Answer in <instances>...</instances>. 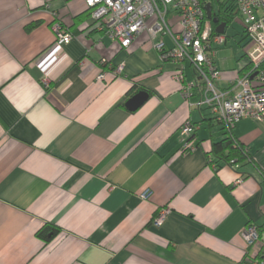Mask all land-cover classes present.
I'll return each mask as SVG.
<instances>
[{
    "label": "crops",
    "instance_id": "0c3cea01",
    "mask_svg": "<svg viewBox=\"0 0 264 264\" xmlns=\"http://www.w3.org/2000/svg\"><path fill=\"white\" fill-rule=\"evenodd\" d=\"M88 10L86 0H0V264H255L264 255V120L232 129L254 163L218 160L213 144L227 134L198 105L199 76L186 61V81L199 82L186 96L175 77L183 64L154 46L172 38L145 30L123 48ZM55 22L73 35L60 47ZM241 36L239 47L229 36L215 46L222 90L250 62L252 42ZM141 90L147 100L129 110ZM188 119L199 127L184 152ZM46 223L61 229L47 244L36 235ZM249 223L260 228L251 245Z\"/></svg>",
    "mask_w": 264,
    "mask_h": 264
},
{
    "label": "built area",
    "instance_id": "2783aa9c",
    "mask_svg": "<svg viewBox=\"0 0 264 264\" xmlns=\"http://www.w3.org/2000/svg\"><path fill=\"white\" fill-rule=\"evenodd\" d=\"M232 1L237 7L239 21L252 42L248 50L252 68L232 81L225 90L217 85L221 73L214 62V55L215 46L223 45L227 35L217 32L208 18L207 5L210 0H86V4L90 18L98 24V28L123 48L129 47L145 30L154 38L169 35L173 40L171 47H167L162 39L154 44L161 59L183 64L175 77L186 82L184 92L188 97L193 95L192 88L199 87L198 81H186L184 63H191L202 82V97L198 105H207L225 131L231 133L241 119L264 120V0ZM214 11L218 9L214 8ZM173 13L177 16L178 29L173 27L170 20ZM53 28L57 33V47L72 40L73 35L58 22L54 23ZM122 69V65L118 66L117 72ZM104 76L102 73L99 78ZM198 127L190 119L180 127L182 151L195 149L194 137ZM151 193L150 189H146L142 197L146 199ZM168 211V208H162L153 218V224L160 226ZM243 237L248 245L256 242L259 239L257 226L247 224ZM255 264H264V255Z\"/></svg>",
    "mask_w": 264,
    "mask_h": 264
},
{
    "label": "trees",
    "instance_id": "16d2710c",
    "mask_svg": "<svg viewBox=\"0 0 264 264\" xmlns=\"http://www.w3.org/2000/svg\"><path fill=\"white\" fill-rule=\"evenodd\" d=\"M218 3V11H214V4ZM209 4L211 5L212 13L214 16L218 17V21L215 23L212 20V24L214 27H217L221 22H226V28L233 23L234 19L236 18V5L232 0H210ZM90 16V11L88 10L86 13ZM85 14V15H86ZM36 23H31L28 27L29 29L33 28ZM226 33V31H225ZM242 34H245V29L243 28ZM247 36V35H246ZM248 37V36H247ZM249 38V37H248ZM252 68L251 63H249L243 71H241V75L243 76L244 73H247ZM199 93L200 90H199ZM201 95L198 94L197 97L199 98ZM227 137L224 138L222 141L216 142L213 144V151L212 153L218 160H222L228 164H246L249 162L254 163V159L252 155L248 152L244 145H242L233 135V133L226 132ZM264 175V174H263ZM157 215V214H156ZM155 217V216H154ZM258 228V233L260 237V228ZM60 228L52 223H46L42 226L36 233V235L44 242L49 243L59 232ZM263 257V256H262ZM262 257H259L260 260Z\"/></svg>",
    "mask_w": 264,
    "mask_h": 264
},
{
    "label": "water",
    "instance_id": "95a60500",
    "mask_svg": "<svg viewBox=\"0 0 264 264\" xmlns=\"http://www.w3.org/2000/svg\"><path fill=\"white\" fill-rule=\"evenodd\" d=\"M207 12H208V18L212 19L213 22L216 23L218 21V17L213 16V14L211 12L210 4L207 5ZM226 26H227L226 22H221L216 27V31L219 33H224L226 30ZM147 98H148V93L144 90H141L127 100L126 107L132 111L137 110L139 107H141L144 104V102L147 100Z\"/></svg>",
    "mask_w": 264,
    "mask_h": 264
},
{
    "label": "rangeland",
    "instance_id": "374dc122",
    "mask_svg": "<svg viewBox=\"0 0 264 264\" xmlns=\"http://www.w3.org/2000/svg\"><path fill=\"white\" fill-rule=\"evenodd\" d=\"M218 3L216 2L214 4V8L218 9ZM242 31H243V26L242 23L239 21L238 15H236V18L234 19L233 23L230 24L226 28V35L229 36L228 44L229 45H234L235 47H239L237 44V40L241 38L242 36ZM241 36V37H240Z\"/></svg>",
    "mask_w": 264,
    "mask_h": 264
}]
</instances>
